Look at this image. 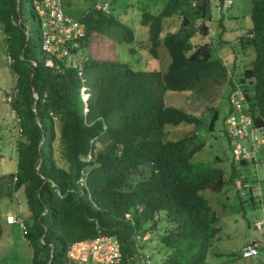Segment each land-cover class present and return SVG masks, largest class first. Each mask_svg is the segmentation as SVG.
<instances>
[{
    "label": "trees",
    "instance_id": "obj_1",
    "mask_svg": "<svg viewBox=\"0 0 264 264\" xmlns=\"http://www.w3.org/2000/svg\"><path fill=\"white\" fill-rule=\"evenodd\" d=\"M95 1L75 9L72 1L61 0L64 13L86 27L71 52L101 49L99 55L84 56L78 75L76 64L42 50L41 17L34 7L37 28L31 33L23 0H0V28L14 76L12 106L22 130L15 141V171L0 175V199L22 189L30 264H68L71 244L97 235L115 236L123 254H131L134 236L147 231L158 235L163 249L152 256L154 264H211L206 256L220 238L219 216L202 192L233 185L239 171L232 165L226 178L221 166L192 161L204 146L199 129L215 130L219 109L195 115L167 105L164 95L189 92L205 99L227 84L228 98L234 79L214 55L225 41L220 33L216 41L195 40L210 33L215 0H164L157 13L142 10L144 48L153 58L161 46L169 55L164 68L151 70L120 60L118 45L128 44L132 54L136 37L120 13L109 6L97 9ZM173 15L180 18L176 30L163 32V22ZM249 17L250 26L237 39L251 46L254 58L237 79L253 124L264 126V0H252ZM82 86L89 90L86 106ZM179 124L193 129L168 139V127ZM249 198L253 204L254 197Z\"/></svg>",
    "mask_w": 264,
    "mask_h": 264
},
{
    "label": "rangeland",
    "instance_id": "obj_2",
    "mask_svg": "<svg viewBox=\"0 0 264 264\" xmlns=\"http://www.w3.org/2000/svg\"><path fill=\"white\" fill-rule=\"evenodd\" d=\"M72 1L73 7L76 8H86L91 5L93 0H70ZM230 2L228 8V13L236 14L237 17H231L238 19V24L240 26L241 34H245L248 26H250V11L252 7V0H227ZM25 10L27 11V18L29 20L28 31L34 33L37 24L33 21V16L31 14V8L34 7L35 2L33 0H23ZM100 0H96L94 5L100 3ZM105 3L109 4L111 12L116 15L120 13L119 19L123 24L128 26L136 37V42L133 45L134 53H129L126 51L128 44H119L116 48V52L119 53L120 60L126 62L131 68L139 70H151L157 68H164L169 62V55L163 46L159 47L158 58H153L150 56L144 44L147 40L146 28L139 24L140 15L144 8L150 9L151 12L157 13L159 9L164 4V0H114L109 2V0H104ZM225 13V10H223ZM213 19L211 20V30L210 33L202 38H195V40H206V41H216L218 36V15L213 11ZM180 18L178 15H173L167 18L163 22V32H173L176 30ZM212 33V34H211ZM239 36L233 37L229 44H233V53L223 52V61H225L229 75L231 79L238 80V76L242 68L248 65L254 54L252 52L251 46L247 45L244 47L239 38ZM230 38V36L228 37ZM218 39V38H217ZM142 45H139V43ZM95 45L92 48L85 49L81 53H78L77 58L81 61L84 56L88 54L99 55L101 49ZM97 50L94 51V50ZM217 55V52L214 53ZM74 60H71V64H74ZM162 65V66H161ZM9 64L7 62V54L5 53L4 43L2 40V32L0 29V76L11 83L13 75L9 69ZM0 86V175L13 173L16 168V149L15 140L20 136L16 135L14 122L15 116L6 115L7 105L1 102V97L5 95L4 90ZM83 91V90H82ZM86 92L89 97V90L86 88ZM228 92V85L224 84L214 90L211 97H206L205 99L196 98L189 92H172L167 91L164 95V100L167 105L175 106L181 108L187 112L193 113L195 115L208 114L210 107H217L218 119L215 123V130L212 132H207L204 129H199L198 135L200 139L204 142L203 148L197 152L192 161L201 164L214 163L221 166L226 173V178L229 177V173L232 169V165L238 169L237 181H239L240 187L236 186V182L233 185L225 184L221 191L215 193L208 190L202 192V195L208 200L209 204L213 209L216 210L219 219L218 225L220 227V239L215 242L214 250L222 252L223 255L217 258L213 255V252H209L206 256L211 264H255L254 259H243L238 256L240 248L244 245L246 241H254L263 237L261 231H256L253 227L254 220H260L262 217L261 209H259L258 197H255L254 203L252 204L248 193V183L254 186L253 193L257 190L264 193V149L257 150L256 161L261 167L255 172L258 179L251 180V173L254 172L253 169L256 165L254 162L247 161L248 163L241 164L240 159L235 156L234 146L240 144L238 141L228 140L225 137L224 131V119L225 112L227 110V99L226 93ZM250 92V91H248ZM87 101V100H86ZM5 115L7 117L4 116ZM207 115V116H208ZM3 117V119H2ZM193 129L192 125L179 124L174 127H168L167 138L175 140L185 134H188ZM219 159V161H218ZM254 175V174H253ZM244 179V181H242ZM235 180V181H236ZM249 182H247V181ZM245 184V186H243ZM25 205V198L22 193V189L17 192L5 195L0 199V229L2 234L0 236V247L4 251L0 254V264H30L28 259L30 247L26 243L23 233L18 228L17 225H8L5 222L6 215L8 214H19L24 219L22 211ZM262 220V219H261ZM163 224H159V231L162 232ZM144 240L142 241L143 247L152 256L156 254L157 251H163L162 246L158 243V235L152 236L150 231L143 234ZM10 244V246L6 245ZM212 250L211 247L209 249ZM154 257V256H153ZM70 264V259L68 261Z\"/></svg>",
    "mask_w": 264,
    "mask_h": 264
},
{
    "label": "built area",
    "instance_id": "obj_3",
    "mask_svg": "<svg viewBox=\"0 0 264 264\" xmlns=\"http://www.w3.org/2000/svg\"><path fill=\"white\" fill-rule=\"evenodd\" d=\"M33 1L35 2L34 9L41 17L42 50L46 51L51 58L55 56L65 58L67 65H71L73 59L74 65L78 66V75H81L82 61L77 58V53L71 52L70 48L76 47L78 45L77 40L84 36L85 24L65 14L61 0ZM108 6L105 2L96 4V8L103 11H107ZM223 8V5L218 4L215 0L211 6V11L219 15ZM51 61L50 58L47 59L46 65L51 66ZM7 62L8 64L12 62L8 55ZM232 82L224 119L225 135L228 140L240 142L234 146V153L237 158L256 163L257 150L264 144V126L253 124L252 117L248 112L249 101L242 84L238 80ZM80 94L83 104L86 106L88 94L85 86L81 87ZM12 100L13 94L11 92L5 93L1 97V102L7 105L6 115L15 116V133L20 136L22 132L19 125L20 117L12 106ZM244 142L247 143V146ZM235 182L236 186L240 187L239 181L236 180ZM126 216L128 217V214ZM24 220L19 214H8L5 218L6 224L17 225L22 233L25 231ZM253 227L256 231H261L263 237L246 243L239 252L240 257L254 259L255 264H264V220H254ZM143 236L139 234L134 236L133 252L131 254L125 253V255L121 251L119 240L112 235H97L76 241L69 247L68 261L70 259V264H154L152 255L143 247Z\"/></svg>",
    "mask_w": 264,
    "mask_h": 264
},
{
    "label": "crops",
    "instance_id": "obj_4",
    "mask_svg": "<svg viewBox=\"0 0 264 264\" xmlns=\"http://www.w3.org/2000/svg\"><path fill=\"white\" fill-rule=\"evenodd\" d=\"M229 6H230V2H228L227 0H223V10H225V13H224V11H222L221 12V16H223V18H222V22H221V26H219L218 27V34L220 35V40H222V41H225V42H223V43H221V44H217V47H216V49H217V54H218V56L219 57H221L222 59H223V52L224 53H233V51H234V46L232 47L231 46V44L229 45L227 42L228 41H231L232 39H233V37H235V36H242L243 34H241V30H240V26H239V24L237 23L238 22V19L237 18H233V19H231V17H237L236 16V14H230V12L228 13V11H226V10H228V8H229ZM220 16V15H219ZM218 16V17H219ZM249 27V26H248ZM1 29V28H0ZM175 31V30H174ZM212 31V30H211ZM247 31V30H246ZM2 32V31H1ZM212 34V33H211ZM230 36V38H228ZM237 38V37H236ZM2 40H3V33H2ZM3 43H4V40H3ZM4 49H5V44H4ZM253 52V51H252ZM5 53H6V49H5ZM7 54V53H6ZM254 54V53H253ZM253 58H254V56H253ZM252 58V59H253ZM225 62V61H224ZM13 85H14V76H13V78H12V81H11V83H9V81L7 80V79H5L3 76H0V86H2V87H5V88H2V90H4V92L5 93H12L13 94V91H12V87H13ZM5 112H6V110H5ZM5 112H4V116L5 117H7L6 115H5ZM2 119H3V117H2ZM14 127H15V130H16V124H15V122H14ZM16 141V140H15ZM244 144H245V146H247V143L246 142H244ZM261 148H263L264 149V144L261 146ZM260 148V149H261ZM259 159V158H258ZM246 163H248L247 161H246ZM255 163V162H254ZM255 164H257L255 167H254V169H253V171L254 172H252L251 173V176H250V178H251V180H249L250 182L252 181V180H257L258 179V177H257V175L255 174V172L261 167V165H260V167H259V164H258V162L256 161V163ZM255 164H253V165H255ZM259 167V168H258ZM263 168V170H264V166L262 167ZM6 174V173H5ZM254 174V175H253ZM3 175V174H2ZM242 181H244V179L242 180ZM247 181V180H246ZM249 181H247V182H249ZM250 187V188H249ZM248 188H249V190H248V193H249V195L251 194L254 198L255 197H258L257 199L259 200V209H261V212H262V217H261V219L262 220H264V193L262 192V191H260V189H259V191L257 190V192L256 193H253L252 191L254 190V186H252L251 185V183H248ZM253 201V203H254V200H252ZM24 205V204H23ZM22 211H24L23 212V214H24V216H26V218L28 217V215H29V213H28V211H27V207H26V203H25V205H24V209L22 210ZM220 239V238H219ZM218 239V240H219ZM257 239V238H256ZM218 240H216L215 242H217ZM215 242H212V244H211V251H209V252H212L213 251V253H222V252H218V251H215L214 250V244H215ZM249 241H246L245 243H244V245L246 244V243H248ZM26 243L28 244V242L26 241ZM6 245H8V246H10V244H6L5 243V246ZM243 245V246H244ZM28 246H29V244H28ZM242 246V247H243ZM30 247V246H29ZM242 247L240 248V250L242 249ZM6 248H8V247H5V248H2V250H1V247H0V254L4 251V249L6 250ZM240 252V251H239ZM240 254V253H239ZM238 254V255H239ZM30 258H31V248H30V251H29V255H28V259H29V261H30ZM217 258H220V257H217ZM207 261L209 262V263H211L208 259H207Z\"/></svg>",
    "mask_w": 264,
    "mask_h": 264
},
{
    "label": "clouds",
    "instance_id": "obj_5",
    "mask_svg": "<svg viewBox=\"0 0 264 264\" xmlns=\"http://www.w3.org/2000/svg\"><path fill=\"white\" fill-rule=\"evenodd\" d=\"M219 15H220V14H219ZM219 15H218V16H219Z\"/></svg>",
    "mask_w": 264,
    "mask_h": 264
}]
</instances>
